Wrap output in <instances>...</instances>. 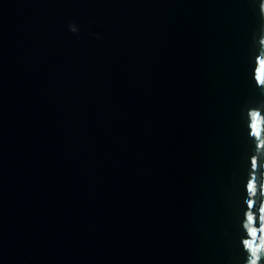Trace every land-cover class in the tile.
Listing matches in <instances>:
<instances>
[{
	"label": "water",
	"instance_id": "obj_1",
	"mask_svg": "<svg viewBox=\"0 0 264 264\" xmlns=\"http://www.w3.org/2000/svg\"><path fill=\"white\" fill-rule=\"evenodd\" d=\"M262 78L264 0H0V264H247Z\"/></svg>",
	"mask_w": 264,
	"mask_h": 264
},
{
	"label": "clouds",
	"instance_id": "obj_2",
	"mask_svg": "<svg viewBox=\"0 0 264 264\" xmlns=\"http://www.w3.org/2000/svg\"><path fill=\"white\" fill-rule=\"evenodd\" d=\"M251 120L253 135L260 137L264 133V118L258 112H253ZM249 191L255 194L256 185L254 182L250 185ZM261 212L264 213V208H261ZM261 221L260 227L256 228L253 215L250 214L248 217L247 228L249 239L244 242L245 249L249 253L247 264H259L261 253H264V215L261 216Z\"/></svg>",
	"mask_w": 264,
	"mask_h": 264
},
{
	"label": "snow or ice",
	"instance_id": "obj_3",
	"mask_svg": "<svg viewBox=\"0 0 264 264\" xmlns=\"http://www.w3.org/2000/svg\"><path fill=\"white\" fill-rule=\"evenodd\" d=\"M262 82H264V78H262Z\"/></svg>",
	"mask_w": 264,
	"mask_h": 264
}]
</instances>
